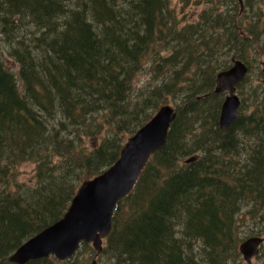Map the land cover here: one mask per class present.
I'll return each mask as SVG.
<instances>
[{"label": "trees", "instance_id": "16d2710c", "mask_svg": "<svg viewBox=\"0 0 264 264\" xmlns=\"http://www.w3.org/2000/svg\"><path fill=\"white\" fill-rule=\"evenodd\" d=\"M182 21L170 0H0L14 59L0 47V264H16L11 254L62 218L170 97L179 104L165 147L119 201L102 252L83 243L74 259L88 248L102 264H234L248 207L250 234L264 236V96L256 86L253 110L243 113L244 97L221 130L224 93L214 92L234 59L249 73L260 62L264 17L207 0ZM27 162L33 174L20 181Z\"/></svg>", "mask_w": 264, "mask_h": 264}, {"label": "water", "instance_id": "95a60500", "mask_svg": "<svg viewBox=\"0 0 264 264\" xmlns=\"http://www.w3.org/2000/svg\"><path fill=\"white\" fill-rule=\"evenodd\" d=\"M248 72L249 66L243 60L234 59L229 68L216 75L214 92L227 93L219 117L221 130H227L238 119L241 98L237 89ZM176 116L174 106H161L128 138L116 162L80 184L63 217L25 241L11 254L10 261L25 264L51 256L65 261L77 253L82 243L92 244L98 253L102 252L119 201L132 192L150 157L165 147ZM263 243L264 237L258 235L240 243L239 251L247 264H252Z\"/></svg>", "mask_w": 264, "mask_h": 264}, {"label": "rangeland", "instance_id": "374dc122", "mask_svg": "<svg viewBox=\"0 0 264 264\" xmlns=\"http://www.w3.org/2000/svg\"><path fill=\"white\" fill-rule=\"evenodd\" d=\"M170 1H171V4H172L176 14L179 16L180 19H183L182 23L195 21L199 15L200 11L207 6V0H170ZM196 1H199L200 4L197 5ZM240 1H241V3H240ZM240 1L237 0L239 10H240V12L242 14V18H244V20H246V19L247 20L250 19L251 21L262 20V18L264 17V2L258 4V0H249L251 5L248 4L249 6L247 7L245 5V0L243 2H242V0H240ZM258 25H259V23H258ZM258 30H260V29L258 28ZM256 34L259 35L257 38H259L261 35V33L258 31ZM9 35H11V36L14 35V31L10 30ZM7 38H8V35H6V33H4L3 28L1 26V22H0V47L2 50V54H3L4 59L7 61V63L9 65H11L12 67H14V62H13L14 59L10 55V46H9L8 41H7ZM261 44L264 45V43H261ZM259 61L260 62L256 61V62L252 63V67L250 68V73H249V77H248V79H250V81L245 86V88L243 90V94L241 95L238 91V94H239L241 99H243L244 97L246 98L243 113L251 112L254 108L253 102L256 99V97H255L252 90L256 86H259L258 87L259 97L264 96V51H263V54L261 55V60H259ZM225 96H226V94H224V96H223L224 99H225ZM178 101H179L178 98L170 97L168 104H171L174 106L176 103L179 104ZM129 137H130L129 135H127L125 137V143ZM33 167H34V164L31 162H27V163L20 165L19 166V175H18L19 180L20 181L28 180L33 174ZM249 210H250V207L245 208L244 211L241 212V215L245 214V215H243V217L245 219L242 222V227H244V229H242L240 232V236L242 237L241 241H243L244 239H246L250 236L255 235V234H250V231L248 230V228L252 227L254 224V222H252L253 220L249 216V213H248ZM104 244H105V241H104ZM74 257L75 256H73L70 259L72 261H70L71 263H69V264H89L90 260H91L92 264H102L101 262H102V258H103L101 255L98 256L95 253L90 252L88 248L87 249L85 248L83 253L79 257H77L75 259H74ZM237 260H238V262H236ZM236 261L234 264H236V263L237 264H247V262L244 260V258L241 254H240V256H238ZM252 264H264V243L262 244V246L260 248V255L253 258Z\"/></svg>", "mask_w": 264, "mask_h": 264}, {"label": "bare ground", "instance_id": "6f19581e", "mask_svg": "<svg viewBox=\"0 0 264 264\" xmlns=\"http://www.w3.org/2000/svg\"><path fill=\"white\" fill-rule=\"evenodd\" d=\"M88 91V90H87ZM10 260V259H9ZM12 262V261H11ZM14 263V262H13ZM17 264V263H16Z\"/></svg>", "mask_w": 264, "mask_h": 264}]
</instances>
